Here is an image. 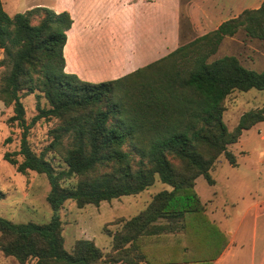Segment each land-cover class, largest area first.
Masks as SVG:
<instances>
[{
  "label": "trees",
  "instance_id": "trees-1",
  "mask_svg": "<svg viewBox=\"0 0 264 264\" xmlns=\"http://www.w3.org/2000/svg\"><path fill=\"white\" fill-rule=\"evenodd\" d=\"M71 24L67 11L35 6L11 16L0 1V65L6 66L0 99L12 107L7 122L20 129L19 148L3 157L17 172L46 176V200L53 211L44 223L0 217V249L20 264L29 259L34 264H212L229 236L207 214L196 179L214 184L210 171L220 156L235 166L230 145L264 122V105L243 112L232 130L223 120L228 95L264 91V69L248 68L234 55L209 58L223 38L240 30L264 39V0L146 65L99 82L65 71L63 48ZM34 88L48 107L37 101V113L27 120L21 98ZM51 117L60 124L46 149L70 140L62 152L66 167L58 170L45 150L36 153L28 140L32 126ZM156 181L166 187L107 233L109 251L85 238L75 240L70 250L64 247L58 211L66 201L80 208L99 206L138 194Z\"/></svg>",
  "mask_w": 264,
  "mask_h": 264
},
{
  "label": "rangeland",
  "instance_id": "rangeland-1",
  "mask_svg": "<svg viewBox=\"0 0 264 264\" xmlns=\"http://www.w3.org/2000/svg\"><path fill=\"white\" fill-rule=\"evenodd\" d=\"M0 1L3 9L11 16L16 12H25L38 4L57 13L62 12L56 11L62 8L61 0ZM189 3L190 0H183L178 22L173 23L177 27L175 35L170 28L172 24H168L166 54L175 49L176 45L170 44L172 37L175 39L178 37L177 45H183L245 9L219 7L220 13L211 16L206 13L207 7L198 3L193 5ZM72 7L76 9L79 6ZM228 9L232 10L229 14ZM82 11L83 8H79L80 20H88V16ZM101 11L105 14L107 8L104 7ZM41 14L42 12L37 13L32 21L37 22ZM104 19L102 17L98 21H101V25H108ZM122 25L129 29H125L122 33L117 32L118 36L114 35L115 33L111 35L109 30L102 34L66 33L63 54L67 69H72L71 73L83 80L99 82L120 77L150 63L141 61L149 60L157 53L155 50L158 51L159 47L149 49L150 32L146 29L147 24L125 22ZM150 26L152 29L156 28L154 23ZM148 53L151 54L150 57ZM223 55H234L244 66L262 70L264 69V39L249 38L240 30L233 36L223 38L217 51L210 56L209 60ZM3 57V49L0 48V60ZM5 71L6 66L0 65V78ZM21 101L27 120L37 113V101L41 106L48 107L37 88H34L32 93L23 95ZM263 105L264 91L256 89L234 91L223 102V120L227 128L232 130L243 112ZM11 114L12 107L4 105L0 99V217L12 222L44 223L49 221L53 214L46 200L49 191L46 176L32 170L25 174L17 172L15 166L9 164L3 157L6 151L19 148L20 129L15 124L11 125L7 122ZM59 124L60 121L54 117L41 118L32 126L28 137L32 149L36 153L45 150L46 158L57 170L66 167L62 152L69 145V137L64 138L56 150L46 148L54 137L53 130ZM8 137L11 138L10 141L5 142ZM229 148L235 154L237 164L231 165L223 155L220 156L215 167L210 171L215 183L209 184L200 176L197 178L196 191L205 204L207 214L209 211L214 213V216L210 218H214L213 220L223 230L234 231L236 236L237 244L233 247L234 254L225 264H257L260 260L264 264V211L258 216L254 214L255 205L264 201V122L256 123L244 130L238 141ZM16 157L18 160L22 159L19 155ZM74 181L75 178L65 181L64 184H73ZM162 186L165 185L159 181L155 182L148 191L141 192L142 200L135 202L133 200L137 195L121 196L111 201H103L99 206L88 204L81 208L70 200L66 201L58 211L62 223L64 247L70 250L75 240L85 238L93 240L103 252L109 251L110 243L107 233L118 229L121 226V219L142 210L147 196L157 193ZM255 230L257 236H255ZM253 246L256 251H253ZM34 262L35 259H29L24 264H34ZM0 264L20 263L13 256L5 255L0 249Z\"/></svg>",
  "mask_w": 264,
  "mask_h": 264
},
{
  "label": "crops",
  "instance_id": "crops-1",
  "mask_svg": "<svg viewBox=\"0 0 264 264\" xmlns=\"http://www.w3.org/2000/svg\"><path fill=\"white\" fill-rule=\"evenodd\" d=\"M262 1L263 0H190L189 4L193 5L194 3H198L200 5H203L208 8V10L206 11L207 15L214 16L220 13L221 9L219 7L228 6L233 8H256L260 5ZM61 3L62 8L57 9L56 11H67L70 16H72L73 20L71 26L66 30V33L68 34L71 32H78L84 34H102L106 30H109L111 32V35L115 33L114 35L118 36L117 32L122 33L125 29H129V27L122 25L125 22H138L142 24H147L146 29L150 32V44L148 46L149 49H156L157 47H159L158 51L155 50V52H157L155 55H152L150 57L151 54L148 53L150 57L149 60L141 61L147 63L152 62L157 58H160V56L162 57V55L164 56V54L166 55L165 50L167 49V33L169 30L168 24H172V26L170 25V28H172V30H170L175 35L177 32V27L174 24L178 22V19L180 17V9L183 5V0H61ZM38 6L41 5L38 4ZM72 6L79 7L75 9ZM104 7L107 8V11L105 12V14H102L101 10ZM79 8H83L82 12L86 14V16H88V20L91 19V21L85 19L80 20ZM231 11V9H228L227 13L229 14L231 13ZM102 17L103 19L106 18V20H104L108 22V25L100 24L101 21L98 20L102 19ZM77 20L80 21H78L77 23ZM114 21L116 25L115 23H113ZM151 23H154L156 25V28L152 29V27L150 26ZM176 39L172 37L170 41V44L172 43L174 46L176 45L175 48L179 46V44L177 45ZM151 41H153V44H151ZM159 45H162L163 47L161 48V46ZM161 49H163V51H160ZM65 71L73 72L72 69H67L66 60ZM165 187L166 186H162V189ZM148 188L143 191H148ZM141 192L135 194L138 198L136 197L133 200L134 202L137 200H142L140 198ZM152 195L153 194H149V196H147V198L145 199L143 209L150 201ZM263 211L264 201H260L254 207V214L258 216ZM208 214L211 218L212 216H214V213L211 211H209ZM223 231L229 236V242L226 248L221 253V255L216 260H214L212 264H225L228 261L229 257L234 254L233 252L235 248L233 247H235V244H237L234 231L227 229H224ZM254 233L255 236H257L256 230L254 231ZM239 244L243 246L241 243ZM252 249L253 251H256L255 246H253ZM257 264H262L261 260Z\"/></svg>",
  "mask_w": 264,
  "mask_h": 264
}]
</instances>
